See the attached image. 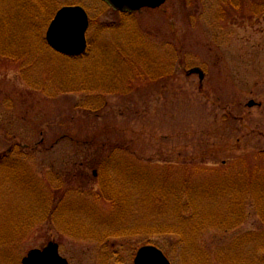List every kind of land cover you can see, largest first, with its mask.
<instances>
[{
	"label": "rangeland",
	"instance_id": "rangeland-1",
	"mask_svg": "<svg viewBox=\"0 0 264 264\" xmlns=\"http://www.w3.org/2000/svg\"><path fill=\"white\" fill-rule=\"evenodd\" d=\"M57 2L60 9L80 6L88 13L87 53H56L47 46V29L48 48L35 42L12 70L0 63V154L20 168H0V264H22L51 242L69 264H135L144 245L160 249L171 264H264V201L251 196L237 229H210L192 242L177 236L91 241L44 222L52 213L48 195L64 186L60 218L88 227L100 222L96 238L126 221L97 201L104 170L118 181L119 197L136 205L128 217L134 224L168 221L143 203L145 188L157 187L167 173L174 175L172 184L194 174L202 190L209 181L244 174L250 188L264 189V0H167L154 13L132 17L104 0ZM131 42L142 54L123 62L121 72L107 73L106 89L86 90L82 71L94 73L106 47L115 52ZM208 167L222 171L210 177ZM81 170L87 180L65 185ZM81 194L93 206L89 214L78 212ZM232 198L212 204L217 219L237 222L228 216Z\"/></svg>",
	"mask_w": 264,
	"mask_h": 264
},
{
	"label": "trees",
	"instance_id": "trees-1",
	"mask_svg": "<svg viewBox=\"0 0 264 264\" xmlns=\"http://www.w3.org/2000/svg\"><path fill=\"white\" fill-rule=\"evenodd\" d=\"M57 5V0H0V63L3 61L2 66L4 64L8 65L4 67L3 70H12L13 64H16L18 60L20 62L25 57L24 55L28 54L36 43L48 48L44 38V31L48 29L56 13L59 11L60 8H58ZM145 12L154 13L156 11L145 10ZM124 15L132 17L131 14ZM133 39H135V37H133ZM120 44H123V42ZM127 44L128 45L124 44L120 46L121 48L116 49L115 52L112 50L110 51L109 48L106 47L104 49L105 55L97 62V73H95L96 71L93 73L92 70L82 71V76L78 78L81 79L79 81L84 85L86 90L95 91L106 89L103 85L106 81L105 78L108 76L107 73H111V71L121 72V70L124 69V66L121 67L123 62L125 63L124 65H126L128 58H133L135 55L142 54L137 44L133 45V42ZM117 77L113 79L114 86L117 85V83L118 86L120 85V79ZM96 87H98V89H96ZM8 157L9 156L4 153L0 154V168L12 169V167L15 166L17 161ZM194 160L196 159L194 158ZM15 168H18V166L13 167V169ZM222 168L223 171L230 169L228 166ZM204 169L207 171L205 175H209L210 177L222 171L215 167ZM103 176L101 180L102 191L96 195V198L97 201L104 200L112 206L114 218H127L126 221H121L123 223L120 225L114 226L118 228L109 225L106 232L102 236L96 238V236H93V233L98 226H103L100 222H93L88 227L87 223H83L79 220H69L65 219V217L60 218L57 216L59 211L62 213L63 209H66L64 202L67 193L64 190H69V188H65V186L54 188L53 190L56 192H53V195H50L52 193L49 194L50 196L48 195V197H50L49 204H51V206L48 205V209H50L52 213L49 214L47 218H44V222L49 221L50 224L60 225L66 233L77 238L91 241L100 240V242H106L109 241V239L118 238L177 236L180 237L181 241L184 243L195 241L203 232L210 229L221 231L237 229V227L243 224L246 216L245 202L247 196H251L255 200L257 199L256 203L258 204L264 201V189L261 190L259 187L252 186V188L255 189L251 190L252 179L250 178V180H247L244 174L238 175L235 178L236 180L229 178L222 184L216 181H209V186L202 190L198 187L196 181L193 180L194 174L185 176L181 184L176 183V185L171 182L174 176L173 173H167L161 178L162 180L157 187L154 189L149 187L145 188L143 203L145 207L156 210L158 214L167 215L168 221L162 223L134 224L129 221L128 217L136 212V205L132 200L126 197H119L120 193L118 190H114V186L118 181H113L109 172L104 170ZM77 179L79 180L78 182L76 181ZM84 180H87L86 172L81 170L76 176H70L65 185L69 186L72 183L75 185V183L77 184ZM74 181L76 182L74 183ZM248 182L251 183V185L247 184ZM253 183L255 184L256 182ZM218 184H220L221 187L218 186ZM225 195L235 197L230 201L231 203L228 207L230 212L228 216H235L237 218L236 223L217 219L216 214L218 213L212 209V204L215 200L220 197L223 198ZM83 198L85 197L81 194L80 199L82 200L78 212L84 213L83 215H85L89 214L92 209H89V211L87 210L91 204H86L89 203L87 201L88 198ZM259 207L263 209L264 206L260 205ZM15 214L16 212L12 215L15 217ZM261 216L264 218V211L261 213ZM58 218H60L59 221ZM12 227H17L13 229L19 230V232L22 231V227L16 224L12 225ZM3 229V226H0V243L4 239L2 235Z\"/></svg>",
	"mask_w": 264,
	"mask_h": 264
},
{
	"label": "water",
	"instance_id": "water-1",
	"mask_svg": "<svg viewBox=\"0 0 264 264\" xmlns=\"http://www.w3.org/2000/svg\"><path fill=\"white\" fill-rule=\"evenodd\" d=\"M113 9L122 13H134L142 9L161 8L167 0H104ZM90 27L88 14L81 7H65L61 9L51 23L46 40L56 52L80 57L87 52V32ZM255 104L251 102L250 107ZM22 264H69L60 255L59 245L49 243L44 249L29 252ZM135 264H171L164 253L154 246L141 248L136 256Z\"/></svg>",
	"mask_w": 264,
	"mask_h": 264
}]
</instances>
